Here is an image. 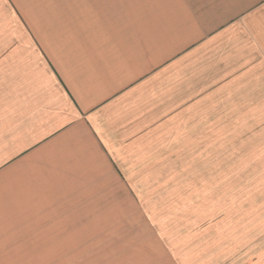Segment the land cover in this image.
Listing matches in <instances>:
<instances>
[{"label":"crops","instance_id":"0c3cea01","mask_svg":"<svg viewBox=\"0 0 264 264\" xmlns=\"http://www.w3.org/2000/svg\"><path fill=\"white\" fill-rule=\"evenodd\" d=\"M252 1L108 0L33 13L37 27L0 61L1 249L14 233L55 243L44 238L108 227L110 191H141L134 181L157 164L158 134L179 142L189 125L200 132L216 99H264V57L240 54L264 52L245 44L264 5Z\"/></svg>","mask_w":264,"mask_h":264},{"label":"rangeland","instance_id":"374dc122","mask_svg":"<svg viewBox=\"0 0 264 264\" xmlns=\"http://www.w3.org/2000/svg\"><path fill=\"white\" fill-rule=\"evenodd\" d=\"M99 1L108 2L0 0V61L15 54L25 29L37 27L33 13L95 10L90 5ZM251 19L253 40L245 44L264 49V5H255ZM240 54L258 64L264 57ZM209 111L215 114L203 117L200 132L189 125L179 142L158 134L157 164L142 165L149 178L134 181L141 191H110L108 227L44 238L55 243L17 242L14 233L0 245V264H264V99H216Z\"/></svg>","mask_w":264,"mask_h":264}]
</instances>
